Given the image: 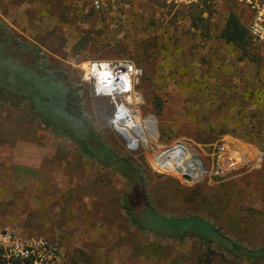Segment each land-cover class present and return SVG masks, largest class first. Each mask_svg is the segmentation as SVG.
<instances>
[{
    "label": "rangeland",
    "instance_id": "rangeland-1",
    "mask_svg": "<svg viewBox=\"0 0 264 264\" xmlns=\"http://www.w3.org/2000/svg\"><path fill=\"white\" fill-rule=\"evenodd\" d=\"M231 11L247 27L262 58L256 76V67L237 62L240 51L219 36ZM254 23L264 30V0H0V138L56 136L61 139L57 158L78 167L84 179L85 167L95 162L66 135V123L59 130L42 121L48 117V101L35 99L36 94L52 82L73 93L98 140L140 168L157 212L198 216L242 246L264 247V96L263 107L254 110L247 90L264 92V36L254 38ZM114 59L142 69L136 87L141 102L134 116L153 120L148 127H155L158 144L129 143L113 127L117 109L112 115L108 99L93 96L82 80L81 62ZM3 90L10 101L1 99ZM178 144L188 146L193 161L201 164L191 175L165 165L160 150ZM237 152H244L242 162L233 158ZM76 176L67 174V182ZM99 180L107 183L104 190L91 184L87 194L103 192L98 201L109 205L104 212L111 228L107 252L74 253L65 256L69 264H264V257L240 259L197 237L176 241L141 229L123 208L131 183L114 166L90 181ZM5 186L2 173L0 228L21 236L46 235L53 219V183L28 192L29 201L40 199L51 210L37 215L35 205L26 207L28 230L11 224L21 219L23 192ZM143 207L133 210L137 223L161 225Z\"/></svg>",
    "mask_w": 264,
    "mask_h": 264
},
{
    "label": "crops",
    "instance_id": "crops-1",
    "mask_svg": "<svg viewBox=\"0 0 264 264\" xmlns=\"http://www.w3.org/2000/svg\"><path fill=\"white\" fill-rule=\"evenodd\" d=\"M260 49L258 50L263 55ZM238 56L239 54H237ZM236 61L250 67L254 66L247 60L239 61L236 58ZM237 66L234 68H237ZM249 72H252V69ZM262 75H264L263 72ZM249 78L253 79L252 76ZM44 137L45 135L33 138L21 135L15 138L6 136L0 138V174H4V180L6 181L4 189L23 192L21 219L20 221L14 220L11 223L12 227L17 230H28L31 220L27 216L30 209L26 210V207L32 204L37 208V215L51 213L50 209L46 210V207L49 206L48 203L45 206L40 199L33 203L29 201L28 192L42 189L44 183H53L52 225L47 228L46 235L42 236L59 245L64 256L68 258L78 252L84 254L107 252L111 228L108 219L104 220V212H108L109 205L104 206L101 201H98L103 196V192L99 196L87 193L91 189L89 187L91 184L94 185L96 190H104L107 183L104 184L100 180L98 183H93L90 180L97 173H103L110 167H104L94 158L86 156L93 160L95 164L85 167L83 171L85 177L81 180V174L77 171L78 167H68L57 158L61 139L55 136L52 139L45 140L42 139ZM86 162H89V159H86ZM67 174L77 175L75 181L72 183L67 182ZM90 197L91 200H89ZM37 219L38 222L42 221L40 218ZM113 232L118 236V227L114 226Z\"/></svg>",
    "mask_w": 264,
    "mask_h": 264
},
{
    "label": "trees",
    "instance_id": "trees-1",
    "mask_svg": "<svg viewBox=\"0 0 264 264\" xmlns=\"http://www.w3.org/2000/svg\"><path fill=\"white\" fill-rule=\"evenodd\" d=\"M203 4H205V1ZM219 36L225 43L235 46L240 51L239 56L237 57L239 61L247 60L248 62L252 63L257 70L255 73L259 74V69L262 66V58L257 52V47L254 44L247 27L240 22L237 15L232 11L226 17L224 26L222 27ZM46 76L51 79H48L49 81H53L51 74L45 73L43 75V77ZM247 90L250 91L249 94H251L253 97L254 102L252 101V105L254 110L262 108L263 106H261V104L263 101L264 92L260 89L248 88ZM72 94L73 93H71V91L65 92L54 88L53 83L50 82L46 83L43 87V92L36 94V98L35 96L34 98L39 100L44 97L43 99L48 101V103L44 102V105L49 109H56L72 114L75 120H77L78 129L87 130L84 133L87 137L86 141L89 142L88 144L92 145V150L95 153H92V151L87 149V147L83 146V141H81L82 138L78 137L77 134L70 133V139L79 144L83 153L87 154V156L94 158L104 167L114 166L117 171L131 183L130 193L125 195L123 198V208L134 224L156 236L166 237L176 241H182L190 236L197 237L207 245L214 243L217 248L222 249L224 252H227L228 254L240 259L254 260L264 257V247L253 249L242 246L236 241L232 240L230 237L223 234L220 229H218L212 222L204 220L201 217L166 216L157 212L150 204V201L148 200V197L145 193L146 181L140 168L135 166L128 159L121 157L116 150L106 146L103 142L95 137V135L90 131L88 121L81 117L78 101L72 96ZM1 99L4 102L11 100L9 95L6 94L5 90L2 91ZM43 119L44 120L42 121L45 126H51L60 130L61 124H55L48 117H44ZM224 133L225 131H222L221 134ZM143 205V209L152 213V215L158 219L161 225L153 227L145 225V227H141L139 223H137L133 210L134 208ZM142 214L144 213H141V215ZM210 253L212 254L214 252L211 251Z\"/></svg>",
    "mask_w": 264,
    "mask_h": 264
},
{
    "label": "built area",
    "instance_id": "built-area-1",
    "mask_svg": "<svg viewBox=\"0 0 264 264\" xmlns=\"http://www.w3.org/2000/svg\"><path fill=\"white\" fill-rule=\"evenodd\" d=\"M97 3V0H95ZM250 32L261 39L264 30L254 23ZM82 80L91 87L93 96L111 101L114 107H125L134 116L140 104L136 90L142 69L127 59L87 60L79 64ZM0 264H69L61 247L44 236H21L0 228Z\"/></svg>",
    "mask_w": 264,
    "mask_h": 264
},
{
    "label": "bare ground",
    "instance_id": "bare-ground-1",
    "mask_svg": "<svg viewBox=\"0 0 264 264\" xmlns=\"http://www.w3.org/2000/svg\"><path fill=\"white\" fill-rule=\"evenodd\" d=\"M108 101L111 106V101ZM115 110L116 114L113 119V127L119 131L120 135L126 137L129 143L137 141H145L148 143L153 141L157 143L155 127L149 128L150 124H154L151 118H147L146 120H143L140 117L133 118L131 113L122 106H115L112 115L115 113ZM179 144L168 150H160L162 156L165 157V165L178 172L180 171L181 174L187 173L188 175H191L195 171L194 167H199L200 169L201 164L193 161L191 150L188 146ZM232 155L238 162H242L245 158L244 152H237Z\"/></svg>",
    "mask_w": 264,
    "mask_h": 264
},
{
    "label": "flooded vegetation",
    "instance_id": "flooded-vegetation-1",
    "mask_svg": "<svg viewBox=\"0 0 264 264\" xmlns=\"http://www.w3.org/2000/svg\"><path fill=\"white\" fill-rule=\"evenodd\" d=\"M41 103V102H40ZM47 112V115H48V118L50 120H52L55 124H64L66 123L67 125H65V128L63 129H68V132H66V135L70 136L71 134H77L78 137L82 138L81 141H83L82 143L86 144V136H85V132L87 130H81V129H78V126H77V120H75V118L73 117L72 114H69L67 112H62V111H59V110H56V109H49L48 107L44 108ZM45 117V116H44ZM68 123H71V124H68ZM84 125V124H83ZM86 128V127H85ZM60 129H62L60 127ZM67 131V130H66ZM71 133V134H70ZM87 135V134H86ZM86 147L87 149H89L90 151L92 150V145H88L86 144Z\"/></svg>",
    "mask_w": 264,
    "mask_h": 264
}]
</instances>
